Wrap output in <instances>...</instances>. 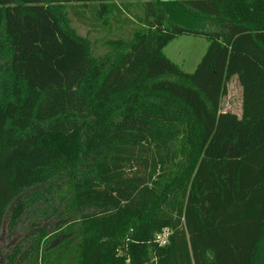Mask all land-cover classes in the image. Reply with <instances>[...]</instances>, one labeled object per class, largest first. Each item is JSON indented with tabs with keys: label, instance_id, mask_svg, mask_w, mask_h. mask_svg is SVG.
<instances>
[{
	"label": "trees",
	"instance_id": "trees-1",
	"mask_svg": "<svg viewBox=\"0 0 264 264\" xmlns=\"http://www.w3.org/2000/svg\"><path fill=\"white\" fill-rule=\"evenodd\" d=\"M135 1L142 26L93 57L68 7ZM183 34L209 41L193 72L164 51ZM59 182L93 211L31 264H264V0H0V233Z\"/></svg>",
	"mask_w": 264,
	"mask_h": 264
},
{
	"label": "rangeland",
	"instance_id": "rangeland-1",
	"mask_svg": "<svg viewBox=\"0 0 264 264\" xmlns=\"http://www.w3.org/2000/svg\"><path fill=\"white\" fill-rule=\"evenodd\" d=\"M99 6V3H94L85 8L68 7V15L75 32L89 44L91 55L101 59L116 52L109 42L121 38L128 40L134 30L142 26L141 20L145 16V10L142 1H135L128 8L121 5L117 13L111 15L108 23H105L96 12ZM76 10L84 12L85 19L81 14L76 16ZM208 46L209 41L204 37L183 34L170 42L164 51L184 71L193 72ZM242 104V87L238 76L235 75L227 84L222 109L241 116ZM59 183L57 188L56 184H53L49 190L47 188L50 183L39 185L26 190L16 199L14 204L21 199L27 202V206L16 224L10 226L7 219L1 229L0 264H12L10 260L13 257L14 264H31L37 250L38 257L53 250L50 258L56 260L59 250L55 248L76 228L75 225L74 227L69 224L79 219L83 212L93 211L72 208L68 201L71 197V185L69 182Z\"/></svg>",
	"mask_w": 264,
	"mask_h": 264
},
{
	"label": "built area",
	"instance_id": "built-area-1",
	"mask_svg": "<svg viewBox=\"0 0 264 264\" xmlns=\"http://www.w3.org/2000/svg\"><path fill=\"white\" fill-rule=\"evenodd\" d=\"M169 232V229H165L163 232L157 235L156 240L160 245L167 244Z\"/></svg>",
	"mask_w": 264,
	"mask_h": 264
}]
</instances>
